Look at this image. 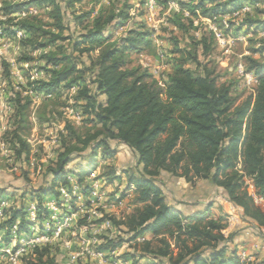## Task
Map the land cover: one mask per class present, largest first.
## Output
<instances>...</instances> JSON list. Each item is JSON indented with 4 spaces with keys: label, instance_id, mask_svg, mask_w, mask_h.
I'll use <instances>...</instances> for the list:
<instances>
[{
    "label": "trees",
    "instance_id": "obj_1",
    "mask_svg": "<svg viewBox=\"0 0 264 264\" xmlns=\"http://www.w3.org/2000/svg\"><path fill=\"white\" fill-rule=\"evenodd\" d=\"M62 1L64 4L61 0L4 2L2 8L7 22L26 34L21 38L24 46L33 50L55 46L41 56L46 78L28 76L24 87L30 94L23 96L17 91L12 98L16 114L14 129L8 134L16 159L30 162L31 145L21 132L28 122L31 94L52 95L62 85L78 86V99L84 101L82 115L93 124L82 130L66 120L62 146L45 168V183L23 190V199L31 195L36 201L38 222L43 224L49 219L48 199L59 203L61 186L71 191L70 176H75L82 196L91 195L93 185L86 180V172L70 169L69 165L78 158L92 162L98 155L112 158L117 153L112 142L126 146L134 154L136 165L122 170L110 166V172L102 177L110 183L124 178L126 189H134L135 209L122 220L102 213L97 224L111 221L123 227L117 235L105 237L101 250L135 242L134 259L140 253V257H151L155 264H264V260L246 263L240 259L236 234L225 233L229 227L227 214L213 217L210 208L186 213L177 204L168 203L165 189L167 178H183L192 188L199 182L208 184L231 202L244 220L264 227V207L255 204L251 193L264 197V61L247 56L246 68L256 74L257 82L252 93L238 101L232 85L219 82L216 66L201 60V56L207 58L212 53L214 35L207 30L201 31L200 38L191 34L200 30L203 17L230 13L247 0H180L181 11L175 12L170 22L191 35L192 42L182 46L177 36H171L176 58L164 82L141 65L127 67L132 52L153 48L152 32L144 23L131 25L114 38L116 29L130 18L132 5L128 1L101 12L83 27L88 14L74 10L83 0ZM29 5L52 6V21L46 23L26 14ZM16 13L25 15L13 17ZM94 51H98L96 57L91 54ZM85 54L90 60L86 75L79 67L84 64ZM24 57L34 58L28 53ZM189 62L196 67H190ZM6 66L9 73V64ZM24 177L28 179L27 172ZM7 194L0 187V201ZM125 196L122 194L121 199ZM6 214L7 219L0 224L6 243L15 224L19 232H30L32 223L24 202L11 205ZM78 223L86 225L85 220ZM148 233L156 242H139ZM33 252L34 258L26 257L27 264H56L50 244L34 247ZM83 264L94 263L87 260Z\"/></svg>",
    "mask_w": 264,
    "mask_h": 264
},
{
    "label": "rangeland",
    "instance_id": "obj_2",
    "mask_svg": "<svg viewBox=\"0 0 264 264\" xmlns=\"http://www.w3.org/2000/svg\"><path fill=\"white\" fill-rule=\"evenodd\" d=\"M27 1L0 0V187L4 188L5 192L8 193L3 198L9 200L11 205L24 202L29 211V207L36 203V201L31 195L23 199L22 192L30 186L38 187L42 183H45V168L56 159L58 151L62 146L61 134L63 133L66 120L73 122L76 126L82 128V130L93 124L86 122V116L82 115L81 104L84 101L83 99H78V86L66 88L62 85L52 95H45L43 93L31 94L32 103L28 111V122L21 132L31 145L30 162L27 163L16 159L14 149L10 143L11 134H8V130L14 129L16 114L12 98L17 91H20L23 96L30 94L25 91L24 87L28 76L46 78V74L41 69V66L44 64L41 56L45 52L55 49V46H49L43 50H33L24 46L21 43V38L26 34L13 25V23L7 22L8 16L2 12L4 2L24 4ZM124 1H128L132 6L135 2L134 0H83L75 5L74 10L77 14H88V17L83 20V24L81 25L83 27L91 23L101 12L109 11L117 4L120 6ZM179 1L159 0V9L155 15L158 21L157 29L149 25L148 15L145 10H130V18L116 29L114 38L123 35L129 26L144 23L147 29L152 32L153 48L142 52H132V62L127 65L128 68L141 65L148 68L162 82L168 79L176 58V55L172 53L171 36H177L182 46H187L192 42L191 35H185L174 28L170 22L173 14L181 11ZM197 1L195 0V2ZM61 2L64 4L62 0ZM247 2L254 5L252 11L239 23L233 22L234 26L227 29L221 16L215 21L217 26L222 27L225 34L230 37V43L220 46L215 40L212 53L207 58L201 56V60L208 62L209 66H216V73L220 75L219 82H226L232 85L233 95L238 98V101L243 100V98L252 93L251 86L247 85L246 78L238 73V65L240 63L245 64L247 56L264 61V0H247ZM25 11L26 14L36 16L46 23L52 21L50 14L52 6L38 7L36 5H29L25 7ZM24 15V13H16L12 16L18 17ZM203 22L198 32L191 33L197 38H200L201 31H208L209 29L208 22L205 20ZM8 29L13 34L8 33ZM24 53H28L34 58L32 60L25 59ZM91 54L93 57H96L98 51H94ZM82 58L84 64L80 63L79 67L84 71L83 74L86 75L88 74L86 67L90 65V60L86 54ZM6 63L9 64V73L6 72ZM188 65L192 68L196 67L192 62H189ZM72 109L74 112H72ZM77 112L81 113V119L76 116ZM111 144L117 148V153L112 158L105 159L102 155H98L96 159H93V162L92 159L78 158L69 165L70 169L85 171L86 180L97 189L101 197L98 201L94 199L90 205L87 204L88 199H76L75 193L70 197L65 195L60 197L59 203L64 204L63 208L56 211L60 216L74 212L79 208L83 210H80L77 214L72 228L66 230L61 237L51 238L49 244L51 246V254L56 256V264H67L68 256L71 252L81 253L78 264H83L87 260L94 264H107L102 263L99 258L92 256L91 251L101 252L102 250L99 246L105 242V237L117 235L120 230L119 228L123 226L118 228L113 225L110 228L106 223L97 224V221L103 216V214L99 215L100 209L102 208V211L104 209L103 213L109 216L113 215L118 220L126 218L135 209V205L132 202L134 189H126L124 178L121 182L116 180L110 183L106 177H102V174L110 172V166H116L122 170L136 165L134 154L126 146L116 145L112 142ZM24 172L28 173V179H25ZM70 178L73 186H78L75 176L72 175ZM185 186L187 185H185L183 178H167L165 180V189L170 198L174 196V191L180 198L186 201L195 200L196 196L201 197L207 202L213 203L214 210L219 209L222 214H227L228 216L225 217V220L229 222V227L232 225L233 219L228 218L230 217L229 213L224 211L223 206L217 200L220 197V193L215 187L199 182L194 188L193 193H190L189 191H184L185 189L183 190ZM65 190L67 192L68 188ZM179 192H183L184 194L179 195L181 194ZM124 193H126V196L121 199ZM54 200V198H49L48 202ZM113 203L117 205L110 208V204ZM91 208L96 210L97 215L89 216L87 214ZM28 217H30L29 214ZM80 220H85L86 225H82L85 226L83 229H80L78 223ZM240 226H247V224L243 225V223L237 222L231 232L236 234L239 232L236 230L240 229ZM47 227L46 225L45 230L42 224L37 223L36 233L49 231ZM49 233L51 234L50 231ZM144 238L147 240L153 239L156 242L151 233L146 234ZM66 242L71 244L70 248L66 246ZM139 242H142V239ZM8 243L5 240L0 241V251ZM17 244L12 243L10 246H16ZM134 244L135 242L122 244L117 248V255H113V258H119L122 261L121 264H155L151 257H140V253H138L137 259H134L132 254L135 251V248H133ZM138 248L140 249L139 246ZM33 249V247L30 248L28 253L17 261H11L8 256L0 252V264H27L28 260L26 257L32 256L31 258H34L35 256ZM104 251L108 255V257L106 255L107 260H110V250ZM110 261L109 264H117L114 263V260ZM249 262L257 263L254 260Z\"/></svg>",
    "mask_w": 264,
    "mask_h": 264
},
{
    "label": "built area",
    "instance_id": "obj_3",
    "mask_svg": "<svg viewBox=\"0 0 264 264\" xmlns=\"http://www.w3.org/2000/svg\"><path fill=\"white\" fill-rule=\"evenodd\" d=\"M134 4L131 8V10L135 11V10H145L147 15H148V23L149 25L153 26L154 29H157V18H156V14L157 11L159 9V0H134ZM253 4H250L248 2H245L240 8L233 10L230 13H226L224 15H219L216 16L214 18H206L203 17L202 19L207 21L209 24V29L208 31L211 32L214 35V38L216 40V42L220 45L223 46L224 44H229L230 43V37L227 36L225 34V32L223 31L222 27L217 26V24L215 23L216 19H218V17L221 16L222 20L224 21V26L228 29L231 27V21L239 23V21H242L243 18L249 14L252 11L253 8ZM185 13L186 16H189V12L184 10L183 11ZM246 64L240 63L238 65V73L246 78L247 81V85H250L251 87V91L253 90V88L256 85L257 82V76L256 74H254L251 71H248L246 66ZM72 112H74V110L72 109ZM76 116L78 118L81 119V113L77 112ZM67 187L61 186L60 187V192H61V196L65 195V196H71L72 194H74L76 199H82L84 198L85 200H87V204H91V202L94 201H98V199L101 197L98 192L97 189L92 188V193L90 196L88 197H84L80 194L79 190H77V188H79L78 186L76 187H72L71 191L68 189V191L66 192ZM79 193V194H78ZM253 197H254V202L256 205H260L262 207H264V197L262 196H258L256 194H254L253 192H251ZM74 198V199H75ZM120 201V200H119ZM121 203V201H120ZM64 204L58 203V201L54 200L51 202H47V207L50 210V217L48 220H46L42 225L46 230V225L48 226L47 229H49V231L51 232V234L49 233V231H44V232H38L36 233V225L38 222V216L36 214V203L32 204L29 207V211L28 214L30 217H28V219L30 220V222L32 223L31 226V230L28 234H24L19 232L17 224H15L12 228V235H11V239H10V243L6 244L4 246L3 249H1V253H3L5 256H8V258L11 261H17L18 259H20L22 256H24L25 254L28 253V250L30 248H34V247H41L43 245H47L50 243L51 238H56V237H61L64 232L70 228H72L75 224V218L77 217V214L79 213V211L83 210L82 208H79L78 210L68 213V214H62L63 216H60L59 214H57L56 211H59L61 208H63ZM116 203L110 204V208L113 206H116ZM11 206V203L9 200H7L6 198H2L0 201V224L5 221L7 219V214H6V210ZM88 206V205H85ZM102 209V208H101ZM104 211V209H103ZM103 211H99V215H102ZM87 214L89 216L92 215H97V212L95 209H90L89 212H87ZM104 223H106L108 225V227H112L113 224L111 221H105ZM103 224V223H102ZM34 225V226H33ZM52 227V228H50ZM83 227L85 226H80V229H83ZM142 239V241L145 239L143 238H139V241ZM4 233L0 232V241H4ZM12 243H18L16 246H10L12 245ZM71 244L66 242V246L68 248H70ZM117 248L116 249H110V260H114V263L117 264H121V260L117 257H115V259L113 258V255H117ZM80 255L81 253H75V252H71L68 256V263L67 264H78L79 263V259H80ZM91 255L95 256L97 258H99L102 263H107L109 264L111 261L107 260L106 258V253L104 250H102L101 252H92L91 251ZM108 257V255H107ZM240 259L243 262H249L251 261V257L246 255L245 253H240L239 254ZM126 264V263H125Z\"/></svg>",
    "mask_w": 264,
    "mask_h": 264
},
{
    "label": "crops",
    "instance_id": "obj_4",
    "mask_svg": "<svg viewBox=\"0 0 264 264\" xmlns=\"http://www.w3.org/2000/svg\"><path fill=\"white\" fill-rule=\"evenodd\" d=\"M185 185H187L185 186L187 188L184 187L183 190L185 189L184 191L186 192L189 191L190 193H193L194 188L188 186L189 184L186 181H185ZM183 192H179L181 193L179 195H183L184 194ZM217 200L223 206L224 211L229 213L230 217L228 218L233 219V223L226 230V234L230 233L232 229H234L233 227L237 222H241L243 223V225L247 224V226H240V229L236 230L239 231L236 233V238H235L239 248V254L245 253L246 255L251 257V261L254 260L256 262H259L264 260V227L259 228L255 226L252 222L244 220L240 215L239 210L231 202L226 200L222 195H220V197H218ZM167 201L170 204H175V205L177 204L186 213H191V212L193 213L210 208V212L213 217H218L222 215L219 209L214 210V205H212L213 203L207 202L205 199L201 197L196 196L195 200L184 201L174 191V196H172V198H170V196H168L167 194Z\"/></svg>",
    "mask_w": 264,
    "mask_h": 264
}]
</instances>
